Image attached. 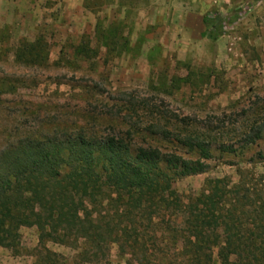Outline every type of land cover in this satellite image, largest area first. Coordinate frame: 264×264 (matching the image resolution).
Wrapping results in <instances>:
<instances>
[{
  "label": "rangeland",
  "instance_id": "1",
  "mask_svg": "<svg viewBox=\"0 0 264 264\" xmlns=\"http://www.w3.org/2000/svg\"><path fill=\"white\" fill-rule=\"evenodd\" d=\"M149 1L131 31L128 53L106 59L103 48L85 59L75 49L83 37L95 38L97 15L84 8V0H0V148L30 133L46 136L53 127L85 126L104 136L125 132L132 123L142 130L160 114L162 127L175 128L171 121L179 125L185 118L209 128L217 140L207 172L176 182L184 200L198 196L208 179L237 182V169H253L254 163L249 177L257 183L256 172L264 168V132L247 149L241 147L247 140L243 133L264 127V0ZM226 16L237 19L216 42L202 35ZM38 37L48 43L49 60L34 65L16 59L20 40ZM141 136L171 145L148 133ZM224 142L237 152L219 150ZM20 233L16 248L0 246V264H35L45 255L37 227ZM44 245L61 256L58 264H138L118 244L103 259L86 262L82 241Z\"/></svg>",
  "mask_w": 264,
  "mask_h": 264
},
{
  "label": "trees",
  "instance_id": "2",
  "mask_svg": "<svg viewBox=\"0 0 264 264\" xmlns=\"http://www.w3.org/2000/svg\"><path fill=\"white\" fill-rule=\"evenodd\" d=\"M151 5L84 0V8L97 15L95 38L83 37L75 55L92 59L103 48L106 59L128 53L139 14ZM236 19H218L202 35L216 42ZM204 24H210L207 16ZM49 55L41 37L20 40L16 51V59L34 65ZM164 118L159 114L150 127L132 123L107 136L85 126L53 127L46 136L30 133L0 148V246L16 248L21 228L37 227L45 255L35 264H58L61 256L45 247L48 241H82L83 262L103 259L118 244L138 264H217L216 256L221 264H264V168L255 171V184L249 172L256 163L253 169L238 168L237 182L208 179L202 192L186 201L176 182L207 172L217 140L209 128L185 118L179 125L171 121L175 128L162 127ZM253 132L243 133L242 150L262 138L264 127ZM145 133L171 145L142 141ZM223 144V153L237 152ZM181 149L198 157H184Z\"/></svg>",
  "mask_w": 264,
  "mask_h": 264
}]
</instances>
